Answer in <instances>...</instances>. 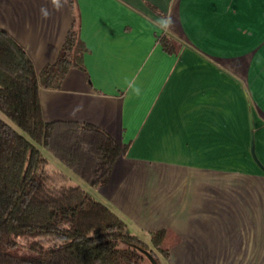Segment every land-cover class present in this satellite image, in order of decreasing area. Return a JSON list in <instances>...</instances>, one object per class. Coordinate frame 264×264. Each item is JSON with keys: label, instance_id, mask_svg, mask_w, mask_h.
Returning <instances> with one entry per match:
<instances>
[{"label": "crops", "instance_id": "obj_1", "mask_svg": "<svg viewBox=\"0 0 264 264\" xmlns=\"http://www.w3.org/2000/svg\"><path fill=\"white\" fill-rule=\"evenodd\" d=\"M60 5L0 0V27L38 71L72 25ZM77 5L82 64L40 99L47 121L95 124L125 147L92 193L146 240L172 230L167 264H264V0Z\"/></svg>", "mask_w": 264, "mask_h": 264}, {"label": "trees", "instance_id": "obj_2", "mask_svg": "<svg viewBox=\"0 0 264 264\" xmlns=\"http://www.w3.org/2000/svg\"><path fill=\"white\" fill-rule=\"evenodd\" d=\"M68 2L72 25L56 60L41 71L0 27V264H164L175 233L161 228L146 240L91 191L108 183L125 147L95 124L44 118L40 89L60 88L87 50L77 0ZM158 38L176 52L172 36ZM48 154L91 188L52 167Z\"/></svg>", "mask_w": 264, "mask_h": 264}, {"label": "rangeland", "instance_id": "obj_3", "mask_svg": "<svg viewBox=\"0 0 264 264\" xmlns=\"http://www.w3.org/2000/svg\"><path fill=\"white\" fill-rule=\"evenodd\" d=\"M49 155V157H50V159H51V166L52 167H54L55 166V168H60L59 166H61V168L63 167V170H65L66 172H71L68 168H66L60 161H58L55 157H53L52 155H50V154H48ZM72 174V173H71ZM73 181L74 182H79V183H81V184H83L84 186H86V187H88V188H91L90 186H89V184L85 181V180H83L81 177H79V176H77V175H75V174H73ZM249 184H251L250 182H249ZM255 187V186H254ZM176 240V239H175ZM163 260V263L164 264H167V259H165V258H163L162 259Z\"/></svg>", "mask_w": 264, "mask_h": 264}, {"label": "clouds", "instance_id": "obj_4", "mask_svg": "<svg viewBox=\"0 0 264 264\" xmlns=\"http://www.w3.org/2000/svg\"><path fill=\"white\" fill-rule=\"evenodd\" d=\"M51 2L56 8H59L61 6L60 5V0H51ZM44 14L47 15L46 12Z\"/></svg>", "mask_w": 264, "mask_h": 264}, {"label": "water", "instance_id": "obj_5", "mask_svg": "<svg viewBox=\"0 0 264 264\" xmlns=\"http://www.w3.org/2000/svg\"><path fill=\"white\" fill-rule=\"evenodd\" d=\"M155 264H157V263H155Z\"/></svg>", "mask_w": 264, "mask_h": 264}]
</instances>
